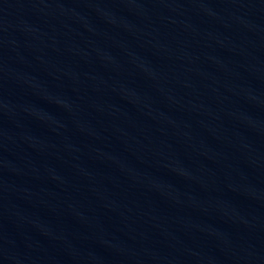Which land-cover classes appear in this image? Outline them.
<instances>
[{
    "label": "water",
    "instance_id": "1",
    "mask_svg": "<svg viewBox=\"0 0 264 264\" xmlns=\"http://www.w3.org/2000/svg\"><path fill=\"white\" fill-rule=\"evenodd\" d=\"M79 264H264V0H0Z\"/></svg>",
    "mask_w": 264,
    "mask_h": 264
}]
</instances>
